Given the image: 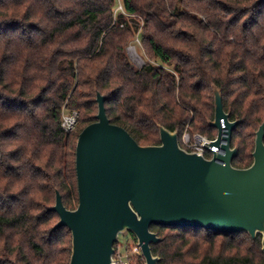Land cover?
<instances>
[{
	"label": "trees",
	"instance_id": "trees-1",
	"mask_svg": "<svg viewBox=\"0 0 264 264\" xmlns=\"http://www.w3.org/2000/svg\"><path fill=\"white\" fill-rule=\"evenodd\" d=\"M137 33L141 67L127 53ZM215 87L240 120L232 163L248 167L264 121V0H0V264H69L72 234L54 228L51 207L57 191L78 205L76 140L96 120L97 91L139 144H159L163 125L186 148L185 132L218 134ZM74 110L80 126L66 132ZM151 230L158 264H264L261 235Z\"/></svg>",
	"mask_w": 264,
	"mask_h": 264
},
{
	"label": "water",
	"instance_id": "water-1",
	"mask_svg": "<svg viewBox=\"0 0 264 264\" xmlns=\"http://www.w3.org/2000/svg\"><path fill=\"white\" fill-rule=\"evenodd\" d=\"M214 95L209 124L218 134L210 144L224 153L207 158L182 147L178 131L163 125L159 144H139L111 122L106 97L96 92V120L76 140L78 205L67 208L57 191L51 207L59 215L54 228L66 226L72 234L69 264H114V245L125 231L138 240L146 264H158L151 245L162 238L152 224L261 235L264 253V121L256 131L252 163L235 167L238 148L231 146V134L240 120L230 119L217 87Z\"/></svg>",
	"mask_w": 264,
	"mask_h": 264
},
{
	"label": "built area",
	"instance_id": "built-area-1",
	"mask_svg": "<svg viewBox=\"0 0 264 264\" xmlns=\"http://www.w3.org/2000/svg\"><path fill=\"white\" fill-rule=\"evenodd\" d=\"M117 10L122 11V12L124 11L121 2H119L117 6ZM79 116H80V113L77 110H74L72 112H65L62 117L63 129L66 132L75 131L79 124ZM224 132H225V129L223 128L222 136H225ZM214 139H210L198 133H195L192 135L189 132H185L182 138L183 143L186 146L185 149L189 151H195L199 154L206 156L207 158H211L213 156V152L224 153L223 151L219 150L217 146L210 144V142ZM207 153H210V156H208ZM135 240L136 242H138L137 239ZM118 243L119 241L117 240V242L114 245L115 250L112 255L114 264H133V260L136 254L139 252L142 254L139 243H137L133 251H130L128 246L119 245Z\"/></svg>",
	"mask_w": 264,
	"mask_h": 264
},
{
	"label": "rangeland",
	"instance_id": "rangeland-1",
	"mask_svg": "<svg viewBox=\"0 0 264 264\" xmlns=\"http://www.w3.org/2000/svg\"><path fill=\"white\" fill-rule=\"evenodd\" d=\"M127 53L130 59L138 66L141 67L145 61L149 60L147 53L145 52V47L141 43L140 33H137L135 37L128 43ZM80 126V123L77 126ZM119 245L128 246L130 251L136 247V240L133 238L132 234L129 231H125L119 234L118 237ZM138 241V240H137ZM133 264H146L143 255L139 252L136 254L133 260Z\"/></svg>",
	"mask_w": 264,
	"mask_h": 264
},
{
	"label": "snow or ice",
	"instance_id": "snow-or-ice-1",
	"mask_svg": "<svg viewBox=\"0 0 264 264\" xmlns=\"http://www.w3.org/2000/svg\"><path fill=\"white\" fill-rule=\"evenodd\" d=\"M5 101L3 100V98H0V103H4ZM7 103H11V101H8ZM9 133H5V135H8Z\"/></svg>",
	"mask_w": 264,
	"mask_h": 264
}]
</instances>
